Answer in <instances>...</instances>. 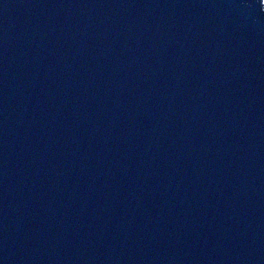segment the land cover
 I'll return each mask as SVG.
<instances>
[{"label":"water","instance_id":"water-1","mask_svg":"<svg viewBox=\"0 0 264 264\" xmlns=\"http://www.w3.org/2000/svg\"><path fill=\"white\" fill-rule=\"evenodd\" d=\"M0 264H264L259 0H0Z\"/></svg>","mask_w":264,"mask_h":264},{"label":"snow or ice","instance_id":"snow-or-ice-1","mask_svg":"<svg viewBox=\"0 0 264 264\" xmlns=\"http://www.w3.org/2000/svg\"><path fill=\"white\" fill-rule=\"evenodd\" d=\"M259 5L261 6V10L264 11V0H259Z\"/></svg>","mask_w":264,"mask_h":264}]
</instances>
